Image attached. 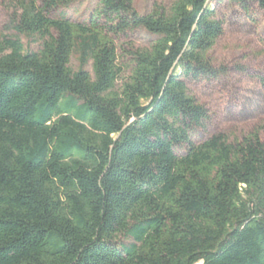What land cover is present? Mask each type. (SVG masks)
<instances>
[{
	"label": "trees",
	"instance_id": "16d2710c",
	"mask_svg": "<svg viewBox=\"0 0 264 264\" xmlns=\"http://www.w3.org/2000/svg\"><path fill=\"white\" fill-rule=\"evenodd\" d=\"M74 1L13 0L36 51L0 34V264H264V125L191 139L207 110L186 83L222 74L211 0L72 21ZM140 27L120 77L115 37Z\"/></svg>",
	"mask_w": 264,
	"mask_h": 264
},
{
	"label": "rangeland",
	"instance_id": "374dc122",
	"mask_svg": "<svg viewBox=\"0 0 264 264\" xmlns=\"http://www.w3.org/2000/svg\"><path fill=\"white\" fill-rule=\"evenodd\" d=\"M172 1L133 0V5L139 13L146 14L155 4L169 7ZM210 4L223 23V33L208 57L222 74L186 83L188 92L207 110V118L191 135L196 144L219 133L233 142L264 125V9L254 0H211ZM96 6L97 0H75L65 9L66 16L72 21L86 20ZM14 13L13 0H0V34L17 36L26 50H38L41 46L38 37L18 35L12 29ZM153 38L141 27L115 37L118 64L122 68L120 77L130 73L128 49L148 47ZM78 65L76 55H72L70 67L76 70ZM84 69L91 72V65H85ZM120 81L119 78L118 85ZM184 150L185 146L175 148L177 153ZM117 241L129 244L131 239L119 236Z\"/></svg>",
	"mask_w": 264,
	"mask_h": 264
}]
</instances>
